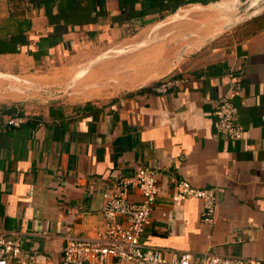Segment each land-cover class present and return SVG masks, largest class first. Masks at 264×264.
Instances as JSON below:
<instances>
[{
    "label": "crops",
    "instance_id": "1",
    "mask_svg": "<svg viewBox=\"0 0 264 264\" xmlns=\"http://www.w3.org/2000/svg\"><path fill=\"white\" fill-rule=\"evenodd\" d=\"M126 1L101 12L95 0H0V41L28 39L0 53V236L61 264L65 237H95L106 189L143 166L162 171L146 246L264 264V10L216 37L225 20L204 6L232 0ZM169 77L181 85L156 93ZM224 97L241 140L215 132ZM14 115L26 118L18 128ZM177 179L216 189L213 223Z\"/></svg>",
    "mask_w": 264,
    "mask_h": 264
},
{
    "label": "built area",
    "instance_id": "2",
    "mask_svg": "<svg viewBox=\"0 0 264 264\" xmlns=\"http://www.w3.org/2000/svg\"><path fill=\"white\" fill-rule=\"evenodd\" d=\"M182 83L181 79L165 78L154 86L160 95H170ZM234 90L241 86L236 79ZM239 109L229 97H224L213 115L215 132L224 138L241 140L244 128L238 121ZM26 118L10 116L9 127L18 128ZM162 171L152 167H138L134 175L122 177L104 193L102 218L103 227L95 237L82 238L68 234L62 251L61 264H104L109 258H116L132 264H246L240 257H225L213 254L197 256L192 253L172 252L170 257L161 249L148 247L143 237L159 196V178ZM178 192L190 199L203 202L202 219L213 223L216 213L217 191L214 188L199 189L185 179L175 182ZM133 192L142 199H131ZM0 264H40L33 258L26 259L21 242L0 236Z\"/></svg>",
    "mask_w": 264,
    "mask_h": 264
},
{
    "label": "water",
    "instance_id": "3",
    "mask_svg": "<svg viewBox=\"0 0 264 264\" xmlns=\"http://www.w3.org/2000/svg\"><path fill=\"white\" fill-rule=\"evenodd\" d=\"M204 7L216 10L219 14H221V16L227 18L226 21L229 22L220 28L218 33L215 35L217 37L223 32L228 31L229 29H232L240 23L250 19L257 12L264 10V0H235L234 4L227 8L218 5ZM158 20L159 18L157 17L149 19L141 17L138 19L139 22L146 24L157 22Z\"/></svg>",
    "mask_w": 264,
    "mask_h": 264
},
{
    "label": "trees",
    "instance_id": "4",
    "mask_svg": "<svg viewBox=\"0 0 264 264\" xmlns=\"http://www.w3.org/2000/svg\"><path fill=\"white\" fill-rule=\"evenodd\" d=\"M95 1L98 4L99 10L103 12L105 10V4L107 0H95ZM134 3L135 1L133 0L126 1V4H129L130 6H133ZM150 4L152 5L151 8L154 11L157 9H162L161 3H159L158 0L150 1ZM144 15H146V13L142 12V14L138 16H144ZM13 39L14 40L11 41L10 43L6 41H0V53H6V52L17 53L22 50V46H25L28 44L27 36L23 35L22 33L18 37L13 38Z\"/></svg>",
    "mask_w": 264,
    "mask_h": 264
},
{
    "label": "rangeland",
    "instance_id": "5",
    "mask_svg": "<svg viewBox=\"0 0 264 264\" xmlns=\"http://www.w3.org/2000/svg\"><path fill=\"white\" fill-rule=\"evenodd\" d=\"M220 17L221 18H223L225 21H226V19L227 18H224L223 16H221V14H220ZM79 79H81V78H76V80H74L73 82H72V85H69L67 88H66V90H65V88H62V93L61 94H63L65 91L66 92H71V90H72V92H73V90H75L76 89V87H77V84H76V81H79ZM103 82H105V81H103ZM107 82V81H106ZM76 84V85H75ZM58 90V89H57ZM60 90V89H59ZM57 92H59V91H56L55 93L57 94Z\"/></svg>",
    "mask_w": 264,
    "mask_h": 264
},
{
    "label": "bare ground",
    "instance_id": "6",
    "mask_svg": "<svg viewBox=\"0 0 264 264\" xmlns=\"http://www.w3.org/2000/svg\"><path fill=\"white\" fill-rule=\"evenodd\" d=\"M234 2H235V0H232V2H229V3H224L221 7H226L227 8V7L231 6V5H233ZM218 14H219V12H218ZM219 20H220V18H219ZM224 23L228 24L229 22L228 21H224Z\"/></svg>",
    "mask_w": 264,
    "mask_h": 264
}]
</instances>
